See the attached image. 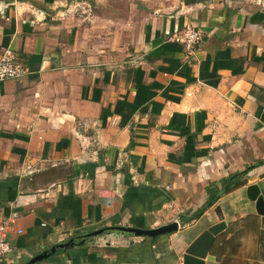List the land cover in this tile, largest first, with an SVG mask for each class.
Listing matches in <instances>:
<instances>
[{
  "label": "crops",
  "instance_id": "1",
  "mask_svg": "<svg viewBox=\"0 0 264 264\" xmlns=\"http://www.w3.org/2000/svg\"><path fill=\"white\" fill-rule=\"evenodd\" d=\"M5 50L26 74L0 81V264L173 223L37 264H183L221 223L206 264H264V0H0Z\"/></svg>",
  "mask_w": 264,
  "mask_h": 264
},
{
  "label": "water",
  "instance_id": "2",
  "mask_svg": "<svg viewBox=\"0 0 264 264\" xmlns=\"http://www.w3.org/2000/svg\"><path fill=\"white\" fill-rule=\"evenodd\" d=\"M248 195L251 200L256 201L257 210L259 214L264 215V197L261 195V191L258 185L250 186L248 189ZM226 228L225 223L218 224L216 226L211 227L206 232H204L201 236H199L186 250L185 255L183 257V264H206V261H212V257L209 256V251L211 245L214 241L215 236L220 234ZM178 229V224L173 223L167 226H162L158 229L152 230H143L138 228H129L123 226H114L103 228L101 230H97L95 232H91L84 236L80 242H76L75 240H71L68 242H64L58 244L51 249L35 256L26 264H37L43 262L44 260L54 256L60 250H68L71 247L83 244L85 242L84 239L98 237L104 234H110L111 232H122L134 234L136 236H145L151 238H157L162 235L170 234Z\"/></svg>",
  "mask_w": 264,
  "mask_h": 264
},
{
  "label": "built area",
  "instance_id": "3",
  "mask_svg": "<svg viewBox=\"0 0 264 264\" xmlns=\"http://www.w3.org/2000/svg\"><path fill=\"white\" fill-rule=\"evenodd\" d=\"M77 6L78 5H74ZM70 10V9H69ZM175 42L183 45L188 54L202 43L203 33L201 30L187 27L178 31L172 38ZM26 74V68L20 65L16 56L11 50H5L0 57V81L8 79L22 78ZM8 230L7 224H0V258H3L12 253V246L6 239V232Z\"/></svg>",
  "mask_w": 264,
  "mask_h": 264
},
{
  "label": "trees",
  "instance_id": "4",
  "mask_svg": "<svg viewBox=\"0 0 264 264\" xmlns=\"http://www.w3.org/2000/svg\"><path fill=\"white\" fill-rule=\"evenodd\" d=\"M227 191H228V189L225 190V192H227Z\"/></svg>",
  "mask_w": 264,
  "mask_h": 264
}]
</instances>
